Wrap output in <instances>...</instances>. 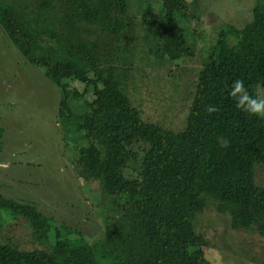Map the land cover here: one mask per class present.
I'll use <instances>...</instances> for the list:
<instances>
[{
    "label": "trees",
    "instance_id": "1",
    "mask_svg": "<svg viewBox=\"0 0 264 264\" xmlns=\"http://www.w3.org/2000/svg\"><path fill=\"white\" fill-rule=\"evenodd\" d=\"M160 2L156 57L194 56L196 43L186 45L182 24L200 20L197 1ZM131 16L127 0L0 3L6 36L59 92L64 151H72L68 163L79 180L97 182L103 224L91 239L65 224L51 232L52 217L36 202L2 192L0 264H209V242L194 220L211 202L234 230L264 233V186L254 175V165H264V121L236 109L227 95L235 79L250 92L264 89V0L243 27L219 31L191 79L186 122L177 132L145 120L116 74L129 70L118 65L120 51L135 42ZM209 105L217 111L209 113ZM19 218L41 247L3 237L5 223Z\"/></svg>",
    "mask_w": 264,
    "mask_h": 264
},
{
    "label": "rangeland",
    "instance_id": "2",
    "mask_svg": "<svg viewBox=\"0 0 264 264\" xmlns=\"http://www.w3.org/2000/svg\"><path fill=\"white\" fill-rule=\"evenodd\" d=\"M195 1L200 20L182 24L186 45L196 43L194 56L170 61L155 55L157 21L162 14L160 0H127L128 13L133 15L131 21L136 27L135 42L120 51L118 66H128L129 70L116 74L143 118L172 132L185 125L193 88L191 79L201 68L219 31L227 24L243 27L251 20L258 0ZM192 14H196V9ZM229 40L233 42L232 38ZM124 43L120 42L121 48ZM258 91L264 93V89ZM59 98L56 86L22 57L0 26V127L6 128L0 163L10 167L14 176L12 185L0 193L36 202L39 210L52 217L51 232L65 224L91 239L103 227L97 207L101 192L97 182L79 180L68 163L72 151L67 148L65 154L61 129L56 123ZM254 175L256 183L264 186V165L255 164ZM3 218L11 217L3 211ZM194 225L209 242L205 248L209 264H264V233L255 227L234 230L229 217L218 213L214 203L196 215ZM4 226L3 237H10L19 247L42 246L32 239L22 218L9 220Z\"/></svg>",
    "mask_w": 264,
    "mask_h": 264
},
{
    "label": "clouds",
    "instance_id": "3",
    "mask_svg": "<svg viewBox=\"0 0 264 264\" xmlns=\"http://www.w3.org/2000/svg\"><path fill=\"white\" fill-rule=\"evenodd\" d=\"M227 95L233 101L235 108L258 118H264V93L250 92L243 79H235L227 86ZM209 113L217 111L215 105L207 107Z\"/></svg>",
    "mask_w": 264,
    "mask_h": 264
},
{
    "label": "crops",
    "instance_id": "4",
    "mask_svg": "<svg viewBox=\"0 0 264 264\" xmlns=\"http://www.w3.org/2000/svg\"><path fill=\"white\" fill-rule=\"evenodd\" d=\"M4 129H6V128H4ZM4 133H6V130L4 131ZM3 140H4V136H3ZM28 163V162H27ZM2 166V167H1ZM0 168L2 169V175H3V177L1 176L0 177V179H2L3 180V178H4V182H0V183H3V184H7V187L11 184V182L12 181H14V176H13V173L12 174H10V167H7L6 166V164H4V163H0ZM6 170H8V171H6ZM21 175V173L18 175V176H20ZM17 178V177H16ZM15 178V179H16ZM12 185V184H11ZM7 187H5V188H3L4 189V191L6 190V188ZM2 190V189H1ZM4 193V192H3Z\"/></svg>",
    "mask_w": 264,
    "mask_h": 264
}]
</instances>
